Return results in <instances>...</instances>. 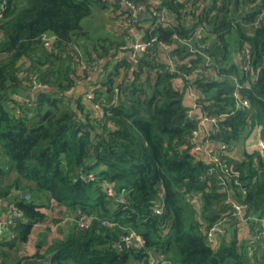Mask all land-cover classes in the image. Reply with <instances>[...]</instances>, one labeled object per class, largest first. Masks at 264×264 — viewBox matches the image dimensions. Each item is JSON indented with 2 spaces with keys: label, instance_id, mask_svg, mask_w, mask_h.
<instances>
[{
  "label": "trees",
  "instance_id": "16d2710c",
  "mask_svg": "<svg viewBox=\"0 0 264 264\" xmlns=\"http://www.w3.org/2000/svg\"><path fill=\"white\" fill-rule=\"evenodd\" d=\"M131 1L150 21L165 10L168 26L149 36L170 46L175 65L159 46L134 70L118 57L125 40L92 22L98 8L117 7L111 0H0V218L21 213L12 238L0 237V264L50 254L52 264H264V151L244 149L255 129L264 142V0ZM94 60L105 63L98 82L82 68ZM203 116L216 123L199 141ZM84 214L95 219L81 227ZM243 221L250 240L240 239ZM49 223L67 224L61 238L11 256ZM130 231L144 248L118 249Z\"/></svg>",
  "mask_w": 264,
  "mask_h": 264
},
{
  "label": "built area",
  "instance_id": "2783aa9c",
  "mask_svg": "<svg viewBox=\"0 0 264 264\" xmlns=\"http://www.w3.org/2000/svg\"><path fill=\"white\" fill-rule=\"evenodd\" d=\"M126 7L129 9V15L124 20L123 24L128 26L129 28H135L138 27L142 21L141 16L144 14H148L147 6L145 3L142 2H134L131 0H121ZM149 15V14H148ZM150 16V15H149ZM1 17V12H0ZM169 17L166 14L165 10H159L156 13V18L153 21H150L148 23L147 27V35L146 38H139L137 35L134 37H129L120 47V52L123 54L122 58H126V60L132 65V70L136 69L139 65L140 60L145 55L146 52H148L150 49L154 48L155 46L164 47L166 49H170V46L166 43H163L159 40V37L157 35L149 36V33L152 34L157 27L166 28L168 26ZM202 29H199L198 33H200ZM196 36V35H195ZM177 38V36H176ZM178 41L182 44H185L189 46L190 48H195L196 46H200L199 43L196 42V38L191 36L188 38L180 39L177 38ZM49 40V39H48ZM101 60H94L90 64H86L83 62V69H87L90 72H98L101 68ZM117 91V88H116ZM192 94L194 95L195 102L193 107L196 105V99L197 95L194 93V90L191 89ZM88 98L93 97V93L89 91L87 93ZM95 109L98 112V115L103 116L104 112L100 109L99 105H95ZM195 113V112H194ZM192 112V114H194ZM206 123L214 124L216 123L215 117L210 116H203L200 121V127L205 125ZM257 130V129H256ZM262 153L264 151V142L259 138L258 141V148ZM202 150L206 153L208 159L213 162H218V158L216 157V154L214 153V150L212 149V146L210 143H207L206 146L202 148ZM122 201H125V198H122ZM236 209L239 212V215H243L245 211L244 206L236 205ZM161 208H158L156 211L157 213L161 212ZM21 216V213L17 210H14V212L11 214L7 212V216L5 218H0V237H3V235H8L9 239L12 237L10 236V233L7 231L8 228L11 225L15 224V217ZM95 217L89 216V215H82L80 217L79 223L81 227H84L86 225H89L91 221H93ZM102 226H110L111 224L107 220H101ZM223 229L221 227L215 228L211 233L210 237L215 240L216 235L220 232H222ZM261 237H264V219L261 220ZM136 246L140 249L144 248V242L140 235H138L134 231H130L128 234L124 235L122 238V242H120L117 247L120 250H123L124 248H130ZM1 262V260H0ZM156 261H152L150 264H159Z\"/></svg>",
  "mask_w": 264,
  "mask_h": 264
},
{
  "label": "crops",
  "instance_id": "0c3cea01",
  "mask_svg": "<svg viewBox=\"0 0 264 264\" xmlns=\"http://www.w3.org/2000/svg\"><path fill=\"white\" fill-rule=\"evenodd\" d=\"M111 1H113L117 7H115L114 5H109V6H105L102 9L98 8L97 11L95 12V14L99 17L98 20L100 24H99L98 29H101L100 32L105 33V36L108 35L110 38H113L116 40H123V41L124 40L126 41L129 37H134L136 35L139 38H146L147 27H148V23L150 22L149 15L144 14L141 16L142 21L138 27L129 28L128 26L123 24L124 20L127 18V16L130 13L129 9L126 7V5L121 0L118 3L116 2V0H111ZM158 53H159L161 60H164L167 63H171L175 65L176 60H173V58L169 55V52L166 48L158 47ZM118 57L122 58L123 54L120 52L118 54ZM104 64L105 63L103 60L101 62V68L98 72H94V73L90 72V79H92L94 82H98L103 78L102 67L104 66ZM131 77H132V74H130V77L126 79V82H128ZM176 85L180 87L181 89L184 88L183 80L177 79ZM91 87L92 86L88 85L87 81H83L82 83H80V86H79L80 90L82 91H89ZM194 102H195L194 95L192 94L191 89H188L184 96V103L188 107L191 108L193 107ZM212 128H213V124L211 123H206L205 125L200 127V131L198 132L199 141H202L208 135V132L212 130ZM259 138H260L259 130L255 129L252 132L251 136L246 140L244 149H246L247 151H250V149H248L246 146L247 141H253V143L255 144L256 141L258 143ZM242 150H243V147H238L235 150V152L237 153V155H240ZM204 156H205L204 158H206V155ZM4 205L6 206L7 203H5ZM244 215H245L244 213L243 215H241V219L244 217ZM6 216H7V212L4 211L1 218H5ZM242 226H243V223H242ZM243 231L247 234V237L245 238L246 240H250L253 235L252 233L255 232V230L254 229L252 230V228H248V229L246 228V230H243ZM40 247L41 245H37V248H40ZM41 252H43V248L41 249Z\"/></svg>",
  "mask_w": 264,
  "mask_h": 264
},
{
  "label": "rangeland",
  "instance_id": "374dc122",
  "mask_svg": "<svg viewBox=\"0 0 264 264\" xmlns=\"http://www.w3.org/2000/svg\"><path fill=\"white\" fill-rule=\"evenodd\" d=\"M92 22H93V28L97 29L98 35H104L105 36V33L100 32L101 29H98L100 22L98 20V16L97 15L93 18ZM246 144H247L246 145L247 148L250 149V150L258 148L257 141H256L255 144L253 143V141H247ZM41 209H42V211H46L47 210L46 208H41ZM54 209L58 210V206H56V208H54ZM60 212L63 213V211H60ZM48 213H49V211H48ZM52 213L53 212H51V214ZM65 218H67V217H64V219ZM242 223H243V226L241 224V231H240V235L239 236H240V239L242 241H245L246 240L245 238L247 237V234L243 230H246V228L248 229V228H251V227L248 224V221L247 222L245 221V222H242ZM49 224L48 225L36 226L33 229L32 237L29 239V241L27 243L22 244L21 242H18L15 245V247L12 248L11 256L13 255L12 257L15 256L17 258L22 253L30 255V254L34 253L37 249L41 250L42 248H43V252L46 251V247L45 246H46L47 241H51L54 238H61L63 236L62 235L63 232L65 231V229L67 227V224H65V223L62 224L64 226H58L59 224H51V223H49ZM46 228H49V230L46 229ZM37 245H41V247L37 248Z\"/></svg>",
  "mask_w": 264,
  "mask_h": 264
},
{
  "label": "water",
  "instance_id": "95a60500",
  "mask_svg": "<svg viewBox=\"0 0 264 264\" xmlns=\"http://www.w3.org/2000/svg\"><path fill=\"white\" fill-rule=\"evenodd\" d=\"M120 0H116L118 3ZM22 198L25 200H30L31 195L28 191L22 192ZM54 254L45 256L44 258H28L23 260L20 264H52Z\"/></svg>",
  "mask_w": 264,
  "mask_h": 264
}]
</instances>
